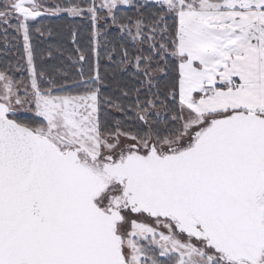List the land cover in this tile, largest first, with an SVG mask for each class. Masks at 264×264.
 <instances>
[{
  "label": "snow or ice",
  "instance_id": "1",
  "mask_svg": "<svg viewBox=\"0 0 264 264\" xmlns=\"http://www.w3.org/2000/svg\"><path fill=\"white\" fill-rule=\"evenodd\" d=\"M0 50V264H264V0H0Z\"/></svg>",
  "mask_w": 264,
  "mask_h": 264
},
{
  "label": "trees",
  "instance_id": "2",
  "mask_svg": "<svg viewBox=\"0 0 264 264\" xmlns=\"http://www.w3.org/2000/svg\"><path fill=\"white\" fill-rule=\"evenodd\" d=\"M68 48L69 49H71L72 48V45L69 43L68 44ZM0 54H2V56H1V59L0 60H3V58H4V53H3V51L2 50H0Z\"/></svg>",
  "mask_w": 264,
  "mask_h": 264
},
{
  "label": "rangeland",
  "instance_id": "3",
  "mask_svg": "<svg viewBox=\"0 0 264 264\" xmlns=\"http://www.w3.org/2000/svg\"><path fill=\"white\" fill-rule=\"evenodd\" d=\"M1 56H2V54H0V59H1Z\"/></svg>",
  "mask_w": 264,
  "mask_h": 264
}]
</instances>
